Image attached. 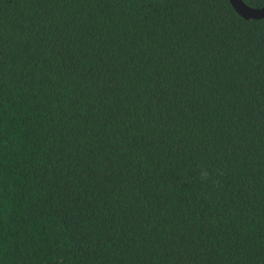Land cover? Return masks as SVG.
Returning a JSON list of instances; mask_svg holds the SVG:
<instances>
[{
  "label": "trees",
  "instance_id": "obj_1",
  "mask_svg": "<svg viewBox=\"0 0 264 264\" xmlns=\"http://www.w3.org/2000/svg\"><path fill=\"white\" fill-rule=\"evenodd\" d=\"M0 264H264V18L0 0Z\"/></svg>",
  "mask_w": 264,
  "mask_h": 264
},
{
  "label": "water",
  "instance_id": "obj_2",
  "mask_svg": "<svg viewBox=\"0 0 264 264\" xmlns=\"http://www.w3.org/2000/svg\"><path fill=\"white\" fill-rule=\"evenodd\" d=\"M236 12L245 19H262L264 18V5L261 7H252L244 0H230Z\"/></svg>",
  "mask_w": 264,
  "mask_h": 264
},
{
  "label": "clouds",
  "instance_id": "obj_3",
  "mask_svg": "<svg viewBox=\"0 0 264 264\" xmlns=\"http://www.w3.org/2000/svg\"><path fill=\"white\" fill-rule=\"evenodd\" d=\"M201 175H202V177H205L206 178L208 176V173L205 171V172H202Z\"/></svg>",
  "mask_w": 264,
  "mask_h": 264
}]
</instances>
